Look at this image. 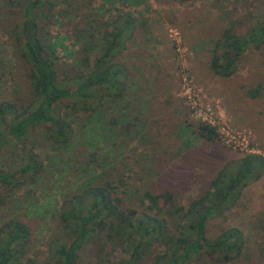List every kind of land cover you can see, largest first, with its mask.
<instances>
[{
  "label": "trees",
  "instance_id": "16d2710c",
  "mask_svg": "<svg viewBox=\"0 0 264 264\" xmlns=\"http://www.w3.org/2000/svg\"><path fill=\"white\" fill-rule=\"evenodd\" d=\"M61 1L64 14L81 15L72 28L77 58L67 67L58 64V42L48 39L57 0H0L2 21L15 16L14 39L27 84L20 95L0 102V214L18 190L44 172L43 161L26 145L33 133L41 132L48 147L60 152L95 114L112 112L106 124L111 131L120 125L128 133L137 126L128 118L129 69L118 57L144 21L132 12L104 19L91 0ZM116 1L135 7L146 0ZM263 45L264 22L244 33L231 22L214 45L210 69L230 78L242 55ZM248 93L255 98L258 89ZM197 134L219 141L217 129L208 124H199ZM90 159L94 162L95 155ZM134 173V164L123 160L95 170L65 199L56 224L60 236L47 244L43 261L28 257L29 225L19 216L1 221L0 264H228L244 254L246 239L239 229L210 238L207 225L264 174L262 156L246 153L225 164L186 207L178 206L171 190L130 189L127 180Z\"/></svg>",
  "mask_w": 264,
  "mask_h": 264
},
{
  "label": "rangeland",
  "instance_id": "374dc122",
  "mask_svg": "<svg viewBox=\"0 0 264 264\" xmlns=\"http://www.w3.org/2000/svg\"><path fill=\"white\" fill-rule=\"evenodd\" d=\"M91 1L104 19L132 12L144 21L118 57L129 69L128 118L137 126L128 133L120 125L111 131L106 124L112 112L105 111L95 114L90 125L85 122L86 128L60 152L48 147L41 132L29 137L27 148L43 161L44 172L16 192L0 222L19 216L31 227L28 257L37 261L46 259L47 244L60 236L56 224L62 202L95 170L122 160L134 164L130 189L171 190L178 206L186 207L225 164L246 153L264 158V45L249 48L230 78L210 69L212 50L225 27L236 22L244 33L264 22V0H146L135 7ZM57 3L48 39L58 42V64L73 66L77 45L72 28L81 15H66L62 1ZM3 18L1 14L0 102L27 88L14 39L15 16ZM251 89H258L255 98L249 96ZM202 123L217 129L218 142L198 136ZM228 228L239 229L246 239L244 254L228 264H264V174L224 216L208 223L207 232L214 238Z\"/></svg>",
  "mask_w": 264,
  "mask_h": 264
},
{
  "label": "built area",
  "instance_id": "2783aa9c",
  "mask_svg": "<svg viewBox=\"0 0 264 264\" xmlns=\"http://www.w3.org/2000/svg\"><path fill=\"white\" fill-rule=\"evenodd\" d=\"M177 42H178V40H177Z\"/></svg>",
  "mask_w": 264,
  "mask_h": 264
}]
</instances>
